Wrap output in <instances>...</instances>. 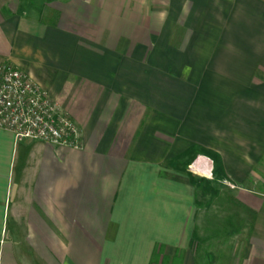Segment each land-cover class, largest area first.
I'll use <instances>...</instances> for the list:
<instances>
[{"label":"crops","instance_id":"0c3cea01","mask_svg":"<svg viewBox=\"0 0 264 264\" xmlns=\"http://www.w3.org/2000/svg\"><path fill=\"white\" fill-rule=\"evenodd\" d=\"M0 61L81 137L0 126V264H149L156 244L195 264L197 188L166 165L192 144L253 211L238 264H264V0H0Z\"/></svg>","mask_w":264,"mask_h":264},{"label":"built area","instance_id":"2783aa9c","mask_svg":"<svg viewBox=\"0 0 264 264\" xmlns=\"http://www.w3.org/2000/svg\"><path fill=\"white\" fill-rule=\"evenodd\" d=\"M0 126L11 129L17 137L81 146L77 122L25 71L10 62L0 64Z\"/></svg>","mask_w":264,"mask_h":264},{"label":"rangeland","instance_id":"374dc122","mask_svg":"<svg viewBox=\"0 0 264 264\" xmlns=\"http://www.w3.org/2000/svg\"><path fill=\"white\" fill-rule=\"evenodd\" d=\"M7 62L0 61V64ZM221 181L227 182L225 175L212 184L213 189L217 191L216 195L209 189L203 190L201 195V189H197V198L202 203L209 202L210 205H203L197 210L199 240L195 251L191 250L195 264H208L206 252L213 255L211 264H238L240 251L246 239L253 211L239 205L238 199L223 187ZM201 185L205 186V183Z\"/></svg>","mask_w":264,"mask_h":264},{"label":"trees","instance_id":"16d2710c","mask_svg":"<svg viewBox=\"0 0 264 264\" xmlns=\"http://www.w3.org/2000/svg\"><path fill=\"white\" fill-rule=\"evenodd\" d=\"M197 153H202L207 155L208 158L212 160L213 168H212V179H208L206 177H197L192 172L186 170L187 165L192 161ZM166 165L181 171H184L189 176L190 182L197 188L201 189V195H203V190L209 189L213 194H217V191L213 189V182L219 180V178L224 177L223 165L221 161L220 154L213 149L198 146L196 144H192L187 147L182 152L174 155V157L166 160ZM205 183V186L201 185ZM196 196L195 204L197 209H200L203 205H210L209 202L202 203ZM197 230L193 231L189 246L195 251L196 244L198 243L199 236L197 234ZM205 255L208 258V264L213 262V255L210 252H206ZM183 252L180 249H177L172 256H169L164 253V246L161 244H156L153 248L150 262L149 264H182Z\"/></svg>","mask_w":264,"mask_h":264}]
</instances>
